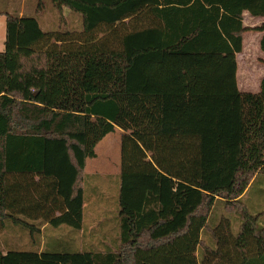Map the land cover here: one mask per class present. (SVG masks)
Returning <instances> with one entry per match:
<instances>
[{
	"label": "trees",
	"instance_id": "16d2710c",
	"mask_svg": "<svg viewBox=\"0 0 264 264\" xmlns=\"http://www.w3.org/2000/svg\"><path fill=\"white\" fill-rule=\"evenodd\" d=\"M32 1L33 16L0 8V230L32 246L0 247V264H264V209L232 200L264 198V78L259 92L239 91L226 62L215 89L184 81L190 65L240 53L245 31L264 30L244 25L245 12L264 17V0ZM118 129L150 147L196 139L189 181L146 160L120 173L119 228L98 222L100 244L48 236L39 249L42 227L86 229L87 159ZM217 200L238 210L237 230L214 223Z\"/></svg>",
	"mask_w": 264,
	"mask_h": 264
},
{
	"label": "rangeland",
	"instance_id": "374dc122",
	"mask_svg": "<svg viewBox=\"0 0 264 264\" xmlns=\"http://www.w3.org/2000/svg\"><path fill=\"white\" fill-rule=\"evenodd\" d=\"M0 8H8L10 11H18L20 14L24 15H35L32 0H10L7 4L0 2ZM65 12L67 13L66 10ZM52 19L51 13L42 14L39 18L41 28L45 29L51 25ZM7 32L6 16L0 14V51L5 49ZM21 36L22 35L16 36L19 43L22 41L24 42L25 36H22L23 39ZM214 64L215 63L207 62L201 66L196 65L197 67L190 65L184 75L185 84L189 86V89H193L192 84L200 88L207 84L208 87H206V89H209V72H211L210 69ZM199 82H203L201 86L197 85ZM127 136V133L120 131V129L108 134L96 146L97 156L87 159L88 174L86 195L88 202L86 205V229L79 232H72V229L67 226H63L60 229H47L46 227H42L40 231L42 236L40 240L42 244L39 246V249H43L44 242L47 241L48 236L53 238H65L68 240L74 238L72 243H74V247L77 249L88 248L90 247L88 244L91 242L97 244L98 237L103 231L98 222L106 228V231L109 230L110 227H112L111 229L119 228L118 195L120 173L145 170L144 165L141 163L145 162L148 156L151 158L153 156L152 154L157 151L161 154L160 156L158 154L154 161L156 162L157 160L160 164L164 161H174L175 159L171 157L177 156L178 153L180 154L184 151V155H187L188 151L192 150L193 152L195 148L199 147L197 140L191 137L164 138L160 144L150 147L145 141L139 140L135 142L133 138H128ZM147 137L148 136H146V138ZM162 152L169 153V155L164 158ZM183 162L185 163L184 160ZM172 171L174 172V170ZM258 184H262L260 180H258ZM262 187L263 186H260V188ZM259 194V190H247L242 196L232 200L235 203L241 202L245 204L247 208L249 206L252 211L257 212L264 209V198L258 197ZM224 203V201L217 200L212 215L214 223H219L220 220H229L235 230H237L240 226L238 210L236 209V212L228 211ZM94 229L96 230L93 231ZM204 240H209L208 234L204 235ZM0 247L6 251L11 248L28 249L32 246L25 232L16 231L11 233L1 229Z\"/></svg>",
	"mask_w": 264,
	"mask_h": 264
},
{
	"label": "crops",
	"instance_id": "0c3cea01",
	"mask_svg": "<svg viewBox=\"0 0 264 264\" xmlns=\"http://www.w3.org/2000/svg\"><path fill=\"white\" fill-rule=\"evenodd\" d=\"M66 11L67 13L66 12L65 13L68 14L69 10H66ZM263 23H264V17H254V16H251L249 12L244 13V25L246 27L248 28L260 27L262 26ZM263 34H264V30L250 29V30L245 31L244 37H243L242 52L235 53L233 55H222L221 56L219 61L215 63L214 66H212L214 68L211 67L212 75L209 78L208 84L212 89L213 88L215 89L216 87L215 80H216V77L219 75L223 67V64L226 62H230L234 66L235 81H236L237 89L239 91H248V92H259L260 91L261 82L264 78V62H263L264 53L261 50V46H260V42H261V38ZM202 83L203 82H199V85L200 84L202 85ZM190 151L187 152V155ZM162 153H163L162 156L166 158L167 153L166 152L165 153L162 152ZM181 153L180 154L178 153V155L176 154L177 156L175 157H171L175 159L174 161H171V162L164 161L161 164H159L157 160L155 162L154 160L157 158L158 151L152 154L153 156L151 158H149L148 156L147 160L151 161L153 165H155V167H157L159 170H162V171L165 170L164 172L167 174H170L174 180L189 181V180L184 179L185 174H184V171L182 172V170L186 168L183 162V159L187 155H184V151ZM160 154L161 153H159V156ZM172 170H174V172ZM176 170L178 171L175 172ZM87 174L88 172H87V165H86V169H85L86 180H87ZM84 220H85V226H86V210L84 213ZM101 241H102L101 236H99L97 243L100 244ZM92 243L93 242H91V244ZM88 245H90V243Z\"/></svg>",
	"mask_w": 264,
	"mask_h": 264
}]
</instances>
